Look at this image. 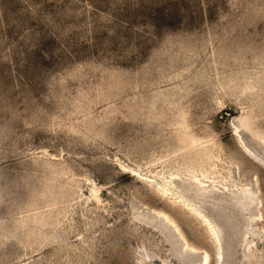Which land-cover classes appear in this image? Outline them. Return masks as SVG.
Listing matches in <instances>:
<instances>
[{
	"label": "rangeland",
	"instance_id": "rangeland-1",
	"mask_svg": "<svg viewBox=\"0 0 264 264\" xmlns=\"http://www.w3.org/2000/svg\"><path fill=\"white\" fill-rule=\"evenodd\" d=\"M0 264H264V0H0Z\"/></svg>",
	"mask_w": 264,
	"mask_h": 264
}]
</instances>
